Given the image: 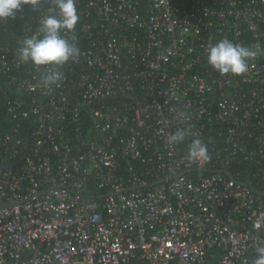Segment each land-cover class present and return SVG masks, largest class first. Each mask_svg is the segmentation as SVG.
I'll list each match as a JSON object with an SVG mask.
<instances>
[{
    "label": "built area",
    "instance_id": "obj_1",
    "mask_svg": "<svg viewBox=\"0 0 264 264\" xmlns=\"http://www.w3.org/2000/svg\"><path fill=\"white\" fill-rule=\"evenodd\" d=\"M75 3L62 35L79 55L47 87L53 67L16 52L54 0L0 21V165L15 163L0 264H253L264 196L242 183L264 192V0ZM222 39L258 51L246 73L207 63ZM177 129L195 136L169 145ZM193 138L208 161L186 159Z\"/></svg>",
    "mask_w": 264,
    "mask_h": 264
},
{
    "label": "clouds",
    "instance_id": "obj_2",
    "mask_svg": "<svg viewBox=\"0 0 264 264\" xmlns=\"http://www.w3.org/2000/svg\"><path fill=\"white\" fill-rule=\"evenodd\" d=\"M38 3L39 0H0V21L15 18L22 5L35 7ZM54 4V14L45 16L40 22L38 33L23 39L16 52L20 62H31L37 67H53L52 71L41 77L40 82L45 87L61 79V73L55 68L79 55L78 47L62 35L73 31L80 19L75 0H54ZM257 55V50L222 39L207 49V63L221 75L239 76L248 71L249 61ZM190 135L195 136L190 129H177L168 135L167 143H181ZM186 159L193 162L208 161L210 156L207 145L201 139L193 138L187 145ZM256 253L253 264H264V246H258Z\"/></svg>",
    "mask_w": 264,
    "mask_h": 264
},
{
    "label": "water",
    "instance_id": "obj_3",
    "mask_svg": "<svg viewBox=\"0 0 264 264\" xmlns=\"http://www.w3.org/2000/svg\"><path fill=\"white\" fill-rule=\"evenodd\" d=\"M29 131H30V130H28V133H27V135H26L27 145L29 144V140H30V137H29ZM27 151H28V147L26 148L24 155L27 153ZM24 155L19 159V161H21V160L24 158ZM14 164H15V163L7 164V165H0V168H8V167L13 166ZM222 172H223L225 175H227L230 179L234 180V178L232 177V175H231V173H230L229 171L224 170V171H222ZM234 181H235V180H234ZM236 182H237V181H236ZM239 183H241V182H239ZM242 184L248 186V187L251 189V191H253L254 193H256V194H258V195H261V196H264V192H261L260 190H258V189H257L256 187H254L253 185H250V184H247V183H242ZM3 206H5V204L2 202L1 197H0V208L3 207Z\"/></svg>",
    "mask_w": 264,
    "mask_h": 264
},
{
    "label": "trees",
    "instance_id": "obj_4",
    "mask_svg": "<svg viewBox=\"0 0 264 264\" xmlns=\"http://www.w3.org/2000/svg\"><path fill=\"white\" fill-rule=\"evenodd\" d=\"M0 119H2V116H0Z\"/></svg>",
    "mask_w": 264,
    "mask_h": 264
}]
</instances>
